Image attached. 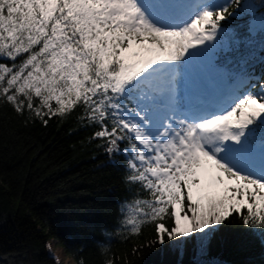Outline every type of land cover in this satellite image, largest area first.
Here are the masks:
<instances>
[{
    "label": "snow or ice",
    "instance_id": "6c2138e0",
    "mask_svg": "<svg viewBox=\"0 0 264 264\" xmlns=\"http://www.w3.org/2000/svg\"><path fill=\"white\" fill-rule=\"evenodd\" d=\"M258 63L264 0H0V101L45 126L80 109L138 185L119 223L153 225L145 247L203 255L233 214L264 244Z\"/></svg>",
    "mask_w": 264,
    "mask_h": 264
},
{
    "label": "trees",
    "instance_id": "16d2710c",
    "mask_svg": "<svg viewBox=\"0 0 264 264\" xmlns=\"http://www.w3.org/2000/svg\"><path fill=\"white\" fill-rule=\"evenodd\" d=\"M262 72L264 64H256L255 74ZM79 113L45 126L0 101V264H57L51 238L74 264H264V244L235 214L203 255L191 240L183 251L167 240L145 247L156 236L151 224L129 235L120 209L138 185L126 184L124 157L105 153Z\"/></svg>",
    "mask_w": 264,
    "mask_h": 264
},
{
    "label": "rangeland",
    "instance_id": "374dc122",
    "mask_svg": "<svg viewBox=\"0 0 264 264\" xmlns=\"http://www.w3.org/2000/svg\"><path fill=\"white\" fill-rule=\"evenodd\" d=\"M56 241L55 238H51L48 243V249L55 255L59 264H74L69 254H67Z\"/></svg>",
    "mask_w": 264,
    "mask_h": 264
}]
</instances>
